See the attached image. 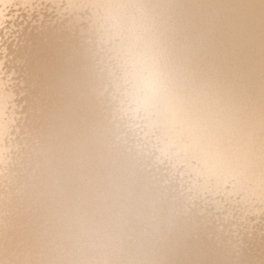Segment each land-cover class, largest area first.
Listing matches in <instances>:
<instances>
[{
	"label": "bare ground",
	"instance_id": "6f19581e",
	"mask_svg": "<svg viewBox=\"0 0 264 264\" xmlns=\"http://www.w3.org/2000/svg\"><path fill=\"white\" fill-rule=\"evenodd\" d=\"M47 10L58 14L57 22L67 16L75 34L98 35V60L113 66L109 84L123 103L118 107L141 125L137 158L150 159L147 167L160 170L146 168L155 176L153 185L144 177L86 175L88 163L83 176L74 164L60 173L59 189L45 179L32 187L25 182L33 159L104 160L92 125L95 105L78 101L90 80L70 89L79 94L76 100L68 94L57 100L48 69L57 54L52 41L34 40L25 52L19 46L23 31L45 28L43 20L32 26L38 21L33 13L44 18ZM24 11L32 25L18 14ZM95 67L92 94L104 96L103 66ZM43 74L48 90L40 81ZM34 81L50 97L45 103L38 94L35 108L24 105L31 101L27 96L35 98ZM36 123L44 125L49 147L46 140L41 143L43 130ZM173 184L186 191L190 207L203 205L195 210L215 232L216 247L227 242L222 252L214 249L218 257L202 238L173 234L177 222L173 213L166 214L170 206L164 197ZM233 211L239 213L235 223ZM259 218L264 221V0H0V264H264V228L255 234L251 225Z\"/></svg>",
	"mask_w": 264,
	"mask_h": 264
},
{
	"label": "rangeland",
	"instance_id": "374dc122",
	"mask_svg": "<svg viewBox=\"0 0 264 264\" xmlns=\"http://www.w3.org/2000/svg\"><path fill=\"white\" fill-rule=\"evenodd\" d=\"M18 14H24L25 15V19H27V21L26 22H29L30 23V25H32V23H33V21H31L32 20V18L31 19H29L26 15H27V13L24 11V12H18ZM34 15H35V19H38V21L37 22H34V24L32 25V26H36V25H38L39 23H40V20H43V21H45V22H43V26L45 27L44 29H41V28H36V29H33V28H30V29H28L26 32L25 31H23L22 32V34H21V37H20V43H19V46H22V50H23V52H25V51H27V49L28 48H30L31 47V45L33 44L32 42H34V40L36 41V42H41V41H48V42H50V41H52V42H50V48H51V51H53V52H57V54L55 55V58L56 59H54V62L56 63L57 62V65H56V67H54L53 66V63L52 62H50V67L52 66V68H49L48 67V69H50V72L52 73V74H54V77H52L51 79H50V83L52 82L51 80H53V89H54V91H55V89H57V92L55 91L54 92V95H56L57 96V98H56V96H54L57 100H61V101H63V99H64V101H65V98H66V96L68 97V95H70L69 96V99H70V97L72 96L73 98H74V100H76V98H78V93H73V91L71 92V90L73 89V90H76V89H78V84L80 83V84H82V83H84V84H87L88 82H89V80H90V83H88L87 84V88H85L86 89V91H85V89H84V95H81V93H80V95H79V99L81 98V100H78V101H84V102H89L90 104L92 103V104H94L95 106V115L93 116L96 120V122H95V124H92L93 125V129L96 131V140H97V142L96 143H100V144H102L103 146L101 147V149L103 150L102 152V154H101V156L104 158V160L103 159H96L93 155L92 156H90L89 157V159H78V160H80V161H78L77 159H59V161L57 160V162L59 163V162H61V164L59 163H57V166H56V160H53V159H50L49 160V162L51 163H49L47 160L48 159H46V160H44V159H42L41 160V158H39V160L38 159H36V160H32V161H34L33 163H35V162H39V163H35V164H32V161H31V164H30V167H29V176H28V179L25 181L26 183L27 182H29V184H30V186L32 187L33 186V183H37L39 180L40 181H42V179H45L48 183H49V185L51 186V189H55V188H58L59 189V186H60V184H61V175H60V173H66V171L68 170V169H72L73 168V164H74V169H76V170H81L82 171V175L81 176H83V173H84V171H89L88 173H85L86 175H96V176H100V175H102V176H112V175H114V176H122V177H124V176H129V177H144L146 180H144L145 182L147 181L148 182V184L150 183V186L151 185H153L152 184V182H151V177H153L154 179H155V176H153V174H152V172L150 173L149 172V170L150 169H153L154 171H155V169L157 170V172H159L160 170H159V168H157L156 166H154L153 165V167L151 166V167H147L148 165H150V162H151V164L153 163L150 159H148L147 161H146V163L144 162L145 161V159L146 158H143L144 160H141L142 159V157L140 158V156H138L139 158H137V155H136V152H135V149L137 148V145H138V139H139V133H137L136 132V129L137 128H139V127H141V125H138V124H134V122L135 121H137V119L136 120H132L131 119V116H128L126 113H124V112H122V109L120 108V107H118L119 105H121V104H123V103H119L118 101H119V97H115L114 96V94H116V91H115V88H113V86L111 85V87H110V77H111V73H112V67H109L108 66V64H104L102 61H99L98 59L100 58V51L98 52L97 50H98V47H99V44H97L98 43V40H99V38H98V35H95V33H93V32H89L88 34H86V35H84V34H81V35H83V36H81V35H79V32H77L76 34L74 33V32H76L77 30L75 29V31H73V32H71V30H70V26H69V24L68 23H66V21H64L65 19H67L68 17L66 16V17H64V19H62V20H59L58 22H60L59 23V25H58V22L56 21V20H58V19H56L57 17H58V14L56 15V12H54V10H47V11H45V14H46V17H44V18H41L40 16H38V13H33ZM54 16H55V19H54ZM16 20L18 21V22H22L23 21V18H16ZM53 21V22H52ZM57 22V23H56ZM51 23V24H50ZM54 23H56V24H54ZM63 23V25H61ZM64 23H66V24H64ZM26 25V24H25ZM6 26H7V24H6ZM65 26L67 27V28H65ZM57 27V28H56ZM61 27H63V28H65V29H62ZM52 28H54V29H52ZM59 28H61L62 29V33L60 32V30L61 29H59ZM5 31V29L2 31V32H4ZM53 31V32H52ZM64 31V32H63ZM66 31V32H65ZM67 31H69V33H67ZM31 32V33H30ZM55 32V33H54ZM58 32H60V33H58ZM72 33V34H71ZM74 33V34H73ZM51 34V35H50ZM53 34H55V35H57L56 36V39H55V35L53 36ZM64 34H66V36L64 35ZM26 35V36H25ZM62 37H61V36ZM64 35V36H63ZM87 35L89 36V42L87 41L88 39L87 38H85V37H87ZM91 35V36H90ZM93 35H95V36H93ZM42 36V37H41ZM49 36H51L50 38H49ZM67 36H68V38H67ZM71 36V37H70ZM73 36V37H72ZM80 39H78L77 37ZM10 37H11V39H10ZM53 37V38H52ZM96 37V38H95ZM31 38V40L29 41V39ZM58 38H59V40H58ZM92 38V39H91ZM97 38H98V40H97ZM8 39V41H10L9 43H11V42H14V37H12V34H10V35H8V37L6 38V40ZM23 39V40H22ZM37 39V40H36ZM40 39V40H39ZM52 39V40H51ZM68 39V40H67ZM78 39V40H77ZM55 40V41H54ZM85 40V41H84ZM95 40H97L96 42H94ZM58 41H59V43H58ZM75 41V42H74ZM82 42V43H81ZM93 42H94V44H93ZM18 43V42H17ZM32 43V44H31ZM93 46V48L91 49V47H90V49H89V46H90V44ZM70 45H72V46H70ZM97 45V46H96ZM57 46H59V47H57ZM83 46V47H82ZM79 47H80V49H79ZM86 47V48H85ZM69 48V49H68ZM74 48H75V50H74ZM13 49H15V46H14V48ZM82 49H83V51H82ZM86 49V50H85ZM56 50V51H55ZM68 50V51H67ZM74 51V52H71V51ZM91 51H94L93 52V54L91 53ZM66 52H67V54H69V52H71V54L70 55H68V56H66ZM73 53V54H72ZM76 53H78V54H76ZM94 53L96 54V55H94ZM76 54V55H75ZM82 54V56H84V58L88 61V62H84V61H86V60H84V58H82L80 55ZM91 54L94 56V57H92L91 56ZM72 55V56H71ZM77 56V57H76ZM97 58H96V57ZM65 57V58H64ZM67 57V58H66ZM80 57V60H81V58H82V62H83V64H82V62L78 59ZM87 57H88V59H87ZM80 61H78L77 59ZM91 58H94L95 60H93V59H91ZM12 59V58H11ZM97 59V60H96ZM105 59V58H104ZM66 62H65V61ZM72 60H74V62H72ZM75 60L77 61V62H75ZM91 60H93L92 62H90ZM94 61H96V62H94ZM98 61H99V63H98ZM105 61V60H104ZM67 63V64H65V65H67V66H65L63 63ZM72 62V63H71ZM76 63H81V66H79L78 64H76ZM87 63V65L88 66H91V64L94 66V68L95 69H93V66H91L92 68H90V67H88V69L87 68H85V67H87V65H85ZM97 63V64H96ZM103 63V64H102ZM52 64V65H51ZM76 65V67L74 66V65ZM101 64V65H100ZM77 65H78V67H77ZM82 65H84V66H82ZM113 65V64H112ZM70 66H72V67H70ZM95 66H97V67H99V66H103L101 69H100V71H102L101 73V76L103 77V79H101L102 80V82L104 83L105 82V84H102L103 85V87L105 88V91L104 92H102V94H105L104 96L103 95H100V94H92V93H97V86L96 85H94L95 84V80H94V78H95V73H96V71H98V68H96ZM59 67H61V69L59 68ZM67 67V68H66ZM83 67V68H82ZM105 67V68H104ZM109 67V68H108ZM69 69V70H68ZM92 70V71H89L88 72V70ZM52 70V71H51ZM55 70V71H54ZM84 70L86 71V72H88L87 74H89V75H87L86 74V72H85V74L86 75H84V74H82V73H84ZM94 70H96V71H94ZM54 71V72H53ZM73 72V73H72ZM92 72V73H91ZM111 72V73H110ZM113 72H116V73H118V71H117V69H115ZM75 73H76V75H75ZM71 74H73L72 76H71ZM75 75V76H74ZM66 78H65V77ZM81 77H82V79H81ZM93 77V78H92ZM101 77V78H102ZM80 78V79H79ZM104 78L106 79V81L104 80ZM40 81H42V85L43 86H45V88L47 89H50L49 88V86H48V79H47V76H44V74L42 75V77H41V79H40ZM71 81H73V82H71ZM91 81L93 82V84L91 83ZM59 82V83H58ZM61 82V83H60ZM37 83V81H34V82H30V84H31V91H33L34 92V95H35V98H34V96H32V97H30V98H28V96H27V100H31V101H29V103L28 104H24V105H26V106H29L30 107V105L32 106V103H33V106H34V108L37 106V103H38V100H37V97H39V96H41V97H39L38 99L40 100V101H45V99L47 98V97H45L44 96V94L45 95H47V96H49L47 93H46V89L41 93L39 90H38V88L39 87H35V84ZM57 83V84H56ZM63 83H65L66 84V86L67 87H63V86H65V84H63ZM78 83V84H77ZM63 85L62 87L61 86H58V85ZM70 84V85H69ZM90 84H92V85H90ZM108 85V92H106V90H107V88H106V86ZM34 85V88L32 87ZM57 85V86H56ZM88 85H90L89 87H88ZM72 86V87H71ZM123 86V85H122ZM54 87H57V88H54ZM69 87H71V88H69ZM91 87V88H90ZM119 87V86H118ZM41 88V87H40ZM60 88H62L61 89V92H60ZM65 88V89H64ZM112 88V89H111ZM47 89V90H48ZM53 89L51 88V96H53ZM66 89H67V91H66ZM71 89V90H70ZM90 89L92 90L91 92H90ZM41 90V89H40ZM59 90V91H58ZM63 90H65V92H63ZM70 90V91H69ZM110 90V91H109ZM69 91V92H68ZM37 92V93H36ZM58 92H60V93H58ZM68 92V93H67ZM86 92H87V94L89 95H86ZM73 93V95H71ZM38 94H39V96H38ZM41 94V95H40ZM63 94V95H62ZM68 94V95H67ZM75 94V95H74ZM78 94V95H77ZM43 95V96H42ZM65 97V98H60V97ZM44 97V98H43ZM71 97V99H73ZM98 99H97V98ZM49 98L50 97H48L47 99L49 100ZM33 99V100H32ZM46 99V101H45V103H47L48 102V100ZM35 100H36V102H35ZM68 100V99H67ZM96 100L98 101V102H96ZM100 100H101V102H100ZM35 103V104H34ZM36 105V106H35ZM98 105V106H97ZM109 105V106H108ZM90 107V106H89ZM98 107V108H97ZM46 108H44V110H45ZM124 111V110H123ZM32 113V111L30 110L29 111V113ZM42 112V111H41ZM41 112L39 113L40 115H41ZM92 114H93V112H91ZM121 115H120V114ZM97 114V115H96ZM87 115V114H86ZM33 117V116H32ZM34 118H36L35 116L33 117V119H32V121H34L35 119ZM104 118V119H103ZM139 120V119H138ZM30 121V120H29ZM36 121V120H35ZM91 122V121H90ZM33 125H35V124H33ZM135 125V126H134ZM36 126H39V130L40 129H42L43 131H41L40 132V138H41V140H42V142L41 143H43L44 141L43 140H46L47 141V143H46V141L44 142L45 144L44 145H46L47 147H49L48 145H49V138L48 137H43L44 135H43V133L45 134V131H44V128H42V127H44V125H42V124H38V123H36ZM40 126H41V128H40ZM135 131V132H134ZM43 135V136H42ZM106 135H108L109 136V141L108 140H106V139H108L107 137H106ZM48 136V135H47ZM104 136H105V138H104ZM111 136H113V137H111ZM43 137V138H42ZM94 137V135L92 134L91 135V138H93ZM134 137H136V138H134ZM110 138H112V140L114 141L115 139L114 138H120V140H122L121 142H122V145L121 144H119V146H120V148H119V146H116V145H118V144H115L114 143V146L112 145V143H110ZM111 140V141H112ZM101 141L102 142H105V143H101ZM112 141V142H113ZM119 141V140H118ZM117 140H115L114 142H117V143H119ZM120 142V143H121ZM110 143V144H109ZM109 145V146H108ZM110 145H112L113 146V148H112V146H110ZM45 146V147H46ZM105 146V147H104ZM116 146V148H114ZM44 147V146H43ZM42 147V148H43ZM57 147H59V145L57 146L56 145V149H57ZM107 147V148H106ZM118 147V148H117ZM108 149V150H107ZM40 150H43V149H40ZM54 151H55V149H54ZM109 151V152H108ZM106 152H108V154L111 156V158H113V161H108V160H112V159H110V156L106 153ZM107 156H106V155ZM113 155V156H112ZM105 156V157H104ZM92 158H94V159H92ZM106 158L108 159V160H106ZM132 159V160H131ZM38 160V161H37ZM65 160H71V162H70V165H68L69 164V161L68 162H66ZM77 160V162H73V161H76ZM84 160V161H83ZM92 160V161H91ZM98 160V161H97ZM102 160H103V162H102ZM116 160V161H115ZM138 160H141V162H142V164H141V162L139 161V162H137ZM44 162L43 164H42V162ZM83 161V162H82ZM89 161H91L92 162V164L89 162ZM94 161H96V163L98 162L99 164H96L98 167H96L95 166V162ZM100 161V162H99ZM108 163H107V162ZM41 162V163H40ZM46 162H48V164H46L45 165V163ZM63 162H66L65 164H66V166H63ZM73 162V163H72ZM106 162V163H105ZM112 162H114V163H112ZM117 162V163H116ZM78 163H80L79 165H78ZM82 163V164H81ZM85 163H88V164H86V168H87V170H86V168L84 167L85 166ZM101 163V164H100ZM138 163H140V164H138ZM36 164H38L37 166H36ZM42 164V166H41V168H40V165ZM55 164V165H54ZM64 164V165H65ZM94 164V165H93ZM105 164H109V167H106V166H108V165H105ZM111 164L113 165V166H111ZM44 165H45V167H44ZM48 165H50V166H48ZM54 165V166H53ZM59 165H62V166H59ZM76 165V166H75ZM83 165V166H82ZM88 165H89V167H88ZM99 165H101V168H100V166ZM102 165H103V167H102ZM116 166V168H114L115 166ZM46 166H48L49 168H48V170L46 169L45 170V172H44V174L42 173V169H44V168H46ZM68 166V167H67ZM70 166V167H69ZM72 166V167H71ZM90 166H95L93 169L90 167ZM113 167V168H111V167ZM67 167V168H66ZM160 167V166H159ZM89 168H91V170H92V172L90 171V169ZM104 168V169H103ZM118 168V170H116ZM146 168L148 169L149 168V170H146ZM83 169V170H82ZM97 171H95V170ZM97 169H99V170H97ZM103 169V170H102ZM106 169V170H105ZM108 169H110V170H108ZM41 171V172H40ZM99 171V172H98ZM101 171V172H100ZM103 171H104V173H103ZM28 172V171H27ZM106 172H108V173H106ZM156 172V171H155ZM161 172H163L162 174L164 175V174H166L167 173V170H162ZM72 173V172H71ZM79 173H81V172H79ZM90 173V174H89ZM103 173V174H102ZM160 173V172H159ZM109 174V175H108ZM162 174H160L161 176H162V178H166V177H164ZM57 175H60L58 178H55V176H57ZM64 175L65 174H63V177H64ZM75 175H79V174H75ZM167 175V174H166ZM31 176H34L35 178H32L31 179ZM43 177V178H42ZM159 177V176H158ZM140 180H142V179H140ZM162 180V179H161ZM136 181H139L138 180V178L136 179ZM143 182V181H142ZM145 182H143L144 184H145ZM146 186H147V184H146ZM181 189H183L182 187H180V186H178V185H176V184H173V188H171V191H170V193H169V195H165L164 197L165 198H167V205H169L170 207H169V211H166V214H168V213H170V214H172L173 213V215H174V219L176 220L175 222H177L175 225H174V228H175V230L173 231V234H179L180 236H185V234H184V231H187L188 232V236H189V238L191 239V240H194V241H198L200 238H202L203 240H204V242L205 243H207L206 245L207 246H209V250H211V252L216 256V257H218L215 253H214V249H217L218 250V252H222L223 250H222V248H224V249H227V247H228V245H227V242H225V245H222L221 246V244H219V249L216 247V245H218V244H216L215 245V242L217 241H215L214 239H213V236H214V231L212 230V229H210L209 227H207L208 226V223H203L202 221H200V219H199V217H198V215H200L201 216V213H199V212H197L198 210V208L199 207H201V205L202 204H198V205H196V207H194V205H191V207L189 206L190 204H189V201L187 200V198L186 197H184V194L183 193H186V191L184 192L183 191V193H182V190ZM187 195H189V193L187 194ZM169 197V198H168ZM166 202V201H165ZM189 206V207H188ZM203 206V205H202ZM198 207V208H197ZM21 208H24V206L22 205V207ZM190 209H192L194 212H189L190 211ZM197 211H196V210ZM187 210V211H186ZM22 211H23V209L21 210V213H22ZM186 211V212H185ZM187 212H189V213H191V214H189V215H187V216H185L186 215V213ZM224 215V214H223ZM232 215H234V217H232L231 218V220H232V223H235V222H237L238 220H237V216H239V213L237 212V211H233L232 212ZM253 217H251V219H252ZM16 219V218H15ZM178 220V221H177ZM175 222H173V223H175ZM251 224L252 226L253 225H255L256 227L252 230L253 232H255V234L257 233V232H261V229H263L264 228V221L262 220V219H255V220H253L251 223L250 222H245V226H247V225H249V224ZM162 227L164 228V225L163 224H161L160 226H159V228H160V230H159V232L162 230ZM155 229L157 230V227H155ZM154 229V230H155ZM184 229H186V230H184ZM260 229V230H259ZM155 232H156V234H155ZM154 232V235H152V239H154L153 237H155V235H157L158 234V232L157 231H155ZM213 232V233H212ZM258 234V233H257ZM250 237H253V236H251L250 235ZM156 239V241H157V238H155ZM255 239H257V238H255ZM155 241V242H156ZM219 243H222V241L220 240V242ZM252 243V242H251ZM160 244H161V241H160V243H159V246H160ZM252 246V245H251ZM246 250V249H245ZM210 252V253H211ZM245 258H247V256H245Z\"/></svg>",
	"mask_w": 264,
	"mask_h": 264
}]
</instances>
